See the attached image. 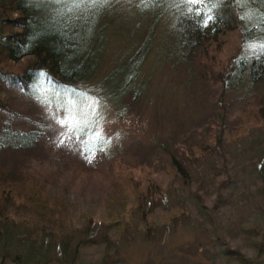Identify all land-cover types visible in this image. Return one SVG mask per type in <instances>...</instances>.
<instances>
[{
    "label": "trees",
    "instance_id": "obj_1",
    "mask_svg": "<svg viewBox=\"0 0 264 264\" xmlns=\"http://www.w3.org/2000/svg\"><path fill=\"white\" fill-rule=\"evenodd\" d=\"M124 1L128 0L86 1L80 7L92 14L87 24L92 30H77L70 16L81 14L76 4L0 0V264L6 263L5 256L15 246L20 254L29 252L27 264H82L86 253L82 240L72 245L73 222L83 225V234H87L94 221L90 215L77 214L76 206L65 199L75 180L83 190L88 169L79 164L64 175V167L53 158L58 126L37 112L35 105L45 107L51 117L61 105L55 102L57 98L77 103L103 96L117 116L125 111L121 108L139 105L148 85L144 73L151 44L163 31L173 40L163 62L171 60L188 68L207 83L223 75L219 81L222 93L236 90L244 94L254 86L264 87V0H129L131 6L124 13L133 10L140 15L143 27L134 44L118 58L109 43L106 46L101 40L108 27L125 24L121 17L126 13L120 14L117 6ZM221 118L219 114V123L214 120L207 125L200 141L169 156L170 176H177L188 190L183 156L194 155V160L195 153L201 156L207 150L213 154L223 134H228L226 140L240 141L252 128L263 130L264 103L245 106L238 114V126L225 129ZM68 132L86 156L105 146L92 142L88 130L70 128ZM101 152L106 156V170L98 190L107 207L106 219L117 223V235L124 236V225L115 220L125 214H136L143 234L157 228L155 220L173 226L177 216L171 210H156L155 194L163 185L159 176L124 164L119 152ZM261 178L264 186V173ZM210 179L208 192L215 197L206 225L218 252L239 264H264V223L257 220L242 226L247 245L228 249L225 224L216 209L228 176L212 175ZM193 194L202 200L209 195ZM241 246L244 254L239 252ZM249 251L253 259L248 258ZM12 257L16 260L12 264H20L21 256L12 252Z\"/></svg>",
    "mask_w": 264,
    "mask_h": 264
},
{
    "label": "rangeland",
    "instance_id": "obj_2",
    "mask_svg": "<svg viewBox=\"0 0 264 264\" xmlns=\"http://www.w3.org/2000/svg\"><path fill=\"white\" fill-rule=\"evenodd\" d=\"M50 1L78 5L81 14H71V21L77 30L89 29L87 24L92 20V14L80 6L86 1L92 4V0ZM117 6L120 14L124 15V10L129 9L131 4L128 0ZM132 11L121 17V20H126L124 25L119 23L108 27L101 40V44L106 46L109 43L113 55L118 58L134 44L139 29L143 27L141 16ZM88 35L92 36V32ZM151 46L152 52L144 73L148 79L146 93H142L139 105L121 108L125 110L122 114L117 116L112 104L103 96L95 101L88 98L77 103L62 102L57 98L55 102L61 105L56 108L55 117L49 116L50 112L45 107L34 106L37 112L44 113L51 120L53 126H58L57 155L54 152L53 158L64 167V175L69 173V167L79 164L89 171L83 190L75 180L65 197L76 206L77 214L90 215L94 220L87 234H83V225L74 220L72 245L82 240L86 253L82 264H239L232 256L219 253L211 238L206 221L215 195L210 194L208 188L212 175L228 176L216 209L225 224L228 249L235 250L239 244L246 246L242 226L251 220L264 223V186L261 185V174L264 173V123L263 130L252 128L240 141L226 140L228 134L226 137L223 134L220 146H215L213 154L208 155L207 150L201 156L195 153L194 160V155L183 156L181 161L188 173L190 190L183 186L177 176H170L169 156L200 141L210 122L215 120L219 123V114H222L225 129L238 126V114L245 106L264 103V87L254 86L253 91L244 94L236 90H224L222 93L219 81L224 79L223 75L215 83H207L198 79L196 73L193 74L188 68L184 69L173 61L171 63V60L163 62L164 55L173 46V40L164 31L154 38ZM247 50H251V47L245 49L244 53ZM192 70L195 71L194 68ZM70 128L88 130L92 142L105 146H99L95 155H84L68 136ZM101 151L119 152L124 164L139 172L142 169L143 174L159 176L163 185L160 193L155 194L156 210H171L177 216L173 226L162 225L161 221L155 220L157 228L143 234L139 231L136 214H125L115 220L124 225V236L117 235V223L106 219L107 207L104 197L100 196L102 192L98 190L103 185L106 170V156ZM258 169L261 174H258ZM195 191L198 195H209L202 200L195 197ZM18 251V246L10 248L5 262L16 263L13 252L21 256L20 264H27L29 252L25 250L20 254ZM239 252L244 254L242 246ZM261 256L264 257V254ZM248 258L253 259L251 251Z\"/></svg>",
    "mask_w": 264,
    "mask_h": 264
},
{
    "label": "snow or ice",
    "instance_id": "obj_3",
    "mask_svg": "<svg viewBox=\"0 0 264 264\" xmlns=\"http://www.w3.org/2000/svg\"><path fill=\"white\" fill-rule=\"evenodd\" d=\"M94 2H100V0H94ZM191 2L195 3L196 0H191Z\"/></svg>",
    "mask_w": 264,
    "mask_h": 264
}]
</instances>
